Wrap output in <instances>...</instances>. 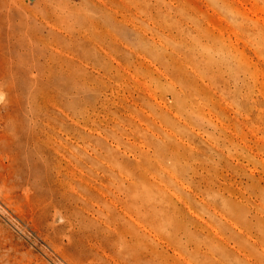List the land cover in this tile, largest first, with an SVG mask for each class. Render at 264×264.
I'll use <instances>...</instances> for the list:
<instances>
[{
    "label": "rangeland",
    "instance_id": "obj_1",
    "mask_svg": "<svg viewBox=\"0 0 264 264\" xmlns=\"http://www.w3.org/2000/svg\"><path fill=\"white\" fill-rule=\"evenodd\" d=\"M0 264H264V0H0Z\"/></svg>",
    "mask_w": 264,
    "mask_h": 264
}]
</instances>
